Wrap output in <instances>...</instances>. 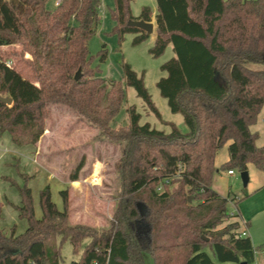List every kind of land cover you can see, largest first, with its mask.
Instances as JSON below:
<instances>
[{
  "label": "trees",
  "instance_id": "1",
  "mask_svg": "<svg viewBox=\"0 0 264 264\" xmlns=\"http://www.w3.org/2000/svg\"><path fill=\"white\" fill-rule=\"evenodd\" d=\"M131 1L114 0L112 32L118 42L125 33L133 34L131 44L137 45L149 35L128 21H150L151 10L143 6L133 16ZM155 4V38L148 53L158 57L170 44L174 52L160 65L165 74L155 85L169 110L182 115L186 131L173 123L168 132L140 123L133 105L126 109L127 124L110 126L126 85L160 114L142 73L124 63L123 79L106 83L98 65H91L87 42L99 23V0H61L52 8L46 0H0V46L20 44L17 55L35 79L0 58V97L11 99L10 104L0 101V133L7 132L17 146L35 144L45 130L47 105L57 103L108 140L122 143L115 166L121 193L108 229L69 222L70 186L58 190L59 208L49 184L44 185L36 217L25 183L18 187V216L27 229L15 234L11 228L6 234L0 227V264H59L65 240L77 255L70 264H144L145 253L153 264H253L250 237L241 236L227 199L211 183L216 153L227 141L228 159L221 169L241 172L252 163L264 175V146L255 145L257 133L249 129L264 102V68L247 66L264 65V0ZM97 55L103 62L106 49ZM82 166L77 163L68 181L78 180Z\"/></svg>",
  "mask_w": 264,
  "mask_h": 264
},
{
  "label": "rangeland",
  "instance_id": "2",
  "mask_svg": "<svg viewBox=\"0 0 264 264\" xmlns=\"http://www.w3.org/2000/svg\"><path fill=\"white\" fill-rule=\"evenodd\" d=\"M153 5L156 6L155 0H132V14L137 17L143 6ZM46 6L54 7V0H46ZM113 8L114 0H99V23L87 42L90 63L92 66L98 65L99 76L106 83L123 79L124 63L129 64L138 75L142 73L144 86L160 116L157 117L145 106L136 95V90L126 85L124 101L110 126L118 128L127 124L129 121L126 109L133 105L140 113V123L149 122L151 126L165 132L169 131V124L173 123L183 130L182 125L185 124L182 115L169 110L166 100L159 95L155 85L165 74L160 65L174 55L172 45H168L162 55L153 57L148 53V48L153 44L150 35L140 44L132 45L133 34L125 33L118 42V36L112 32L114 22L110 12ZM1 46L0 58L10 61V66L19 70L23 77L35 82L30 69L17 55L22 46L18 43ZM102 47L106 49V58L100 62L97 54ZM30 56L28 53L23 54L24 58ZM247 66L253 69L264 68L263 64L258 63H247ZM47 108L49 115L45 120V130L35 144L17 146L11 143L10 137L8 146L2 145L0 141V227L6 234L10 233L11 228H14L15 234L27 229L26 220L18 216L21 197L18 187L25 183L31 189L36 217L41 214L39 190L46 184L50 186L52 200L60 208L59 181L65 180V176L81 161L83 168L78 180L66 185L70 186L69 198L70 195L73 196L69 204L72 212L69 222L73 224L78 221L106 230L110 227L121 193V178L115 166L121 155L122 143L105 138L95 125L83 120L68 106L50 103ZM249 129L257 133L255 145L264 146V102ZM229 143L230 141L225 142L216 153L211 188L227 199L226 208L231 214L230 220L242 217L248 221V226H244L241 220L240 230L248 233L254 246L253 264H264V175L252 163H247L248 181L243 185L238 169H233V174L221 169L220 165L228 159ZM75 182L78 183L77 187ZM188 198L192 200L191 197ZM86 242L87 239L83 246ZM61 245L59 264H70L77 259L68 240ZM144 264H153L148 253L144 254Z\"/></svg>",
  "mask_w": 264,
  "mask_h": 264
},
{
  "label": "crops",
  "instance_id": "3",
  "mask_svg": "<svg viewBox=\"0 0 264 264\" xmlns=\"http://www.w3.org/2000/svg\"><path fill=\"white\" fill-rule=\"evenodd\" d=\"M156 5V4H155ZM150 7V10H151V14H150V17H151V20H150V22H152L153 23V27H154V30H153V32L150 34V36H152V38H153V42H154V38H155V14H156V6H149ZM132 11V10H131ZM133 15V14H132ZM133 16H135V15H133ZM2 48H5V46H1ZM183 126V130L182 129H180L179 127V129L181 130V131H186V127H185V125H182ZM7 133V132H6ZM6 133L4 132H2V133H0V141H1V144L3 145H6V146H8V138L10 137L9 136V134L6 136ZM67 176H68V174L65 176V180L64 179H60L61 181H59L60 183H59V185H60V189L61 188H64L68 183H73L74 181H68V179H67ZM49 177V176H48ZM75 181H77V180H75ZM72 188V187H71ZM71 198H73V196L71 197V195H70V199H69V204H71ZM71 208H69V219H72V212H71V210H70ZM74 217H76V216H74ZM235 220H238L239 222H241V220H242V222H243V224H244V226H248V221L247 220H243V218L242 217H238V218H235ZM74 221H77L76 219H74ZM74 223H78V221L77 222H73V224ZM248 234V233H247Z\"/></svg>",
  "mask_w": 264,
  "mask_h": 264
},
{
  "label": "water",
  "instance_id": "4",
  "mask_svg": "<svg viewBox=\"0 0 264 264\" xmlns=\"http://www.w3.org/2000/svg\"><path fill=\"white\" fill-rule=\"evenodd\" d=\"M128 25L129 26H134V27H138L140 29H142L143 31H145V33L147 35H150L153 30V23L150 21H144L142 19L140 20H130L128 21ZM80 76V73L77 72L74 76L75 79H78ZM0 101L6 103V104H10L11 103V99L9 97H0ZM243 185H246L247 181H248V174L246 172V170L241 171L240 173ZM188 201H190V198H188Z\"/></svg>",
  "mask_w": 264,
  "mask_h": 264
},
{
  "label": "built area",
  "instance_id": "5",
  "mask_svg": "<svg viewBox=\"0 0 264 264\" xmlns=\"http://www.w3.org/2000/svg\"><path fill=\"white\" fill-rule=\"evenodd\" d=\"M60 1H61V0H54V5L59 4ZM5 63H6L7 65L10 66V61H5ZM228 173L233 174V171H232V170H228ZM164 183H168V180H165ZM162 186H163L162 184H159V185L157 186V190H158V191H161V190H162ZM241 236H247V233L245 232V230H242V232H241Z\"/></svg>",
  "mask_w": 264,
  "mask_h": 264
}]
</instances>
